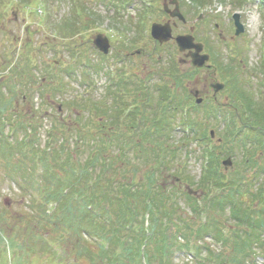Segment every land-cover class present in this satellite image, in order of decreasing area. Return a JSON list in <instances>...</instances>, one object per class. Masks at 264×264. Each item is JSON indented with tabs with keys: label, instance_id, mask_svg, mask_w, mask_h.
<instances>
[{
	"label": "trees",
	"instance_id": "16d2710c",
	"mask_svg": "<svg viewBox=\"0 0 264 264\" xmlns=\"http://www.w3.org/2000/svg\"><path fill=\"white\" fill-rule=\"evenodd\" d=\"M103 58L97 63H78L83 68V88L95 86L91 75L99 73ZM161 67L157 81L145 82L148 78L117 73L108 79L103 96L79 93L70 102L61 101L65 109L70 105L73 108L66 115L58 112L54 125L47 130V144L36 156L43 169L42 189L35 188L42 190L40 217L57 220L79 237L82 232L107 242L104 247L95 243L98 251L90 250V259L95 262L118 246L122 253L113 256V264H125L127 260L169 264L176 251L187 252L193 264H256L264 248V193H260L264 185L253 196L249 185H242L239 179L261 178L255 151L263 152L264 107L253 103L234 78L226 79L233 119L226 136L221 137L222 143L227 136L239 141L247 156L241 161V169L225 177L217 164L220 150L206 131L214 127L209 121L217 118L218 107L203 105L204 113L212 115L208 121L189 117L186 110L175 126L174 118L189 104L184 80L193 74L180 72L174 61ZM70 73L71 69L66 74ZM190 109L196 112V106ZM176 129L181 136L174 142L171 139ZM194 135L206 160L197 182L201 197L181 188L182 181L194 184L188 173L176 172L179 183L169 182L175 177L177 154ZM22 173L23 183L32 180L27 172ZM181 195L190 215L179 204ZM49 202L53 203L50 209ZM207 236L220 247L205 243ZM77 254L81 255L80 251Z\"/></svg>",
	"mask_w": 264,
	"mask_h": 264
},
{
	"label": "rangeland",
	"instance_id": "374dc122",
	"mask_svg": "<svg viewBox=\"0 0 264 264\" xmlns=\"http://www.w3.org/2000/svg\"><path fill=\"white\" fill-rule=\"evenodd\" d=\"M172 1L0 0V264H113V256L118 257L122 253L115 246L102 257L99 255L101 260L95 262L90 259V250L98 251L95 246L104 247L107 242L82 232L79 237L57 220L40 217L42 190L35 188L42 189L43 177L40 174L43 169L36 156L39 149L47 144V130L54 125L58 112L65 115L68 109L73 108L65 105V109L61 101L70 102L74 96H80L77 95L79 93L103 96L109 76H115L112 74L118 70L143 76L148 78L145 82H151L153 79L149 77L157 67V56L161 57L162 63L174 56L183 58L173 40L156 47L150 36L151 23L167 20L162 4L167 3L168 6ZM176 1L187 21L176 25L173 35L189 33L196 41L202 42L205 52L211 56L208 63L214 68L215 64L235 68L228 74L230 78L236 80L253 103L264 107L261 97L264 96V0ZM236 14L243 25V31L238 35L234 34L232 20V15ZM68 24L76 29L66 30ZM99 33L109 39V52L100 60L99 74L91 75L95 86L83 88L80 83L84 78L83 68L78 65L85 61L97 63L102 58L92 44V39ZM138 49L141 50L140 55H134ZM130 52L133 55H129ZM149 52L153 53L152 57ZM81 55L87 56L86 59H81ZM191 66L186 60L179 68L190 69ZM70 69L71 73L66 74ZM195 75L188 88L192 95L197 89L198 95L204 98L212 96L210 83L223 81L228 76L212 68L197 69ZM225 98L226 93L220 92L218 103L224 104ZM106 100L110 101V98ZM193 115L199 121H208L207 117H212L201 109L189 114ZM179 119V115L174 118L175 126ZM215 127L221 132L227 126L221 123ZM71 133H67V137L74 138ZM180 134V130L175 131L171 140L180 139ZM59 136L53 146H56ZM217 138L213 142L215 145H219ZM197 143L188 140L179 151L176 157L178 170L175 169V177H170L169 182L179 183L176 172L188 173L194 183L188 188L195 192V196L201 197L202 188L197 182L203 172V164L200 161L201 145ZM217 149L220 150L219 164L226 156L232 160V165L226 169L220 164L225 177L242 168L239 141L229 137ZM262 150L258 156L261 167L257 170L261 178L239 179L244 182L242 185H249L253 196L264 185V147ZM23 171L32 180L23 183ZM185 184L182 181L181 188L184 189ZM179 204L186 215H190L182 195ZM224 214L227 216L226 211ZM226 220L228 224L229 220ZM123 236L126 238L125 234ZM209 240L207 236L205 243L216 247ZM229 250L223 248V251ZM79 251L81 255L77 254ZM179 252H174L169 264H193L190 256ZM125 264L135 262L127 260ZM153 264H162V261H153ZM256 264H264V248L256 258Z\"/></svg>",
	"mask_w": 264,
	"mask_h": 264
},
{
	"label": "water",
	"instance_id": "95a60500",
	"mask_svg": "<svg viewBox=\"0 0 264 264\" xmlns=\"http://www.w3.org/2000/svg\"><path fill=\"white\" fill-rule=\"evenodd\" d=\"M233 17H234L235 25H236L235 33L238 34L239 32L242 31L243 28L238 21V15H234ZM151 34L153 37H155L159 41H166L167 39H169L171 37L170 28L167 25L161 26L158 24H153L152 28H151ZM175 40H176V42L179 46V49L181 51H183L185 49H191V48L195 49V51L191 53L192 63L194 65L200 66L208 59L207 54H200V52L202 50V45L200 43H194L192 36L181 35V36H177L175 38ZM93 42L99 50L103 51L104 53L107 52L108 47H109V43H108L107 38L102 37L101 35H97ZM222 86H223L222 83H216L213 85V87L215 88V91L220 89ZM199 101L200 100L197 99V102H199ZM223 163L225 165H228V164H230V160L226 159L223 161Z\"/></svg>",
	"mask_w": 264,
	"mask_h": 264
},
{
	"label": "flooded vegetation",
	"instance_id": "af4514ba",
	"mask_svg": "<svg viewBox=\"0 0 264 264\" xmlns=\"http://www.w3.org/2000/svg\"><path fill=\"white\" fill-rule=\"evenodd\" d=\"M178 7H179V5H178ZM169 16L167 17V21H169L174 27H176V25L178 24L177 20H176L177 17H175V16L174 17H171V16L169 17Z\"/></svg>",
	"mask_w": 264,
	"mask_h": 264
}]
</instances>
